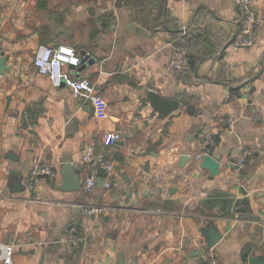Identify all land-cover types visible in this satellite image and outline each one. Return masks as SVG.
I'll return each mask as SVG.
<instances>
[{"label":"crops","instance_id":"1","mask_svg":"<svg viewBox=\"0 0 264 264\" xmlns=\"http://www.w3.org/2000/svg\"><path fill=\"white\" fill-rule=\"evenodd\" d=\"M252 4L261 22L256 41L242 46L234 0H0L9 68L0 74V264H117L120 252L126 264H264V0ZM186 35L194 51L213 52L187 73L171 71ZM57 44L89 52L93 61L65 69L95 83L107 117L37 70L38 47ZM231 87L241 95L232 98ZM149 90L176 98L178 109L162 116ZM114 130L127 141L106 145ZM212 133L222 164L215 177L197 158ZM90 146L107 153L115 172L104 176L110 186L87 193ZM245 148L252 157L241 166ZM37 160L56 177L16 192ZM66 161L80 173L77 190L62 187ZM223 198L233 200L224 213ZM88 204L104 211L87 214ZM74 226L78 244L69 239ZM210 227L223 233L212 247Z\"/></svg>","mask_w":264,"mask_h":264},{"label":"built area","instance_id":"2","mask_svg":"<svg viewBox=\"0 0 264 264\" xmlns=\"http://www.w3.org/2000/svg\"><path fill=\"white\" fill-rule=\"evenodd\" d=\"M118 1V0H115ZM237 10L243 19L242 32L235 39L237 45H252L257 38L258 27L261 22L260 16L257 14L252 0H234ZM82 56L80 51L74 46L60 44L59 46L41 45L38 47L34 64L40 73L47 74L54 86L58 87L67 84L72 88L75 96H81L88 99L94 106L95 114L99 118H105L109 114L108 101L97 90V87L89 78H79L73 76L65 69L66 65L78 66L81 63ZM169 69L178 73H187L191 68V61L187 51L183 45H176L174 54L169 62ZM233 125V123H232ZM128 136L125 132L114 130L107 132L105 136V144L113 145L117 142H126ZM207 141L215 144V134L207 135ZM206 153H211L209 149L197 155L198 159L203 158ZM252 155L250 149L245 148L241 157L237 160V164L244 166L246 159ZM82 161L89 164V172L84 181V191L90 193L96 187L99 178V166L106 169L107 173L115 172L114 161L107 155L105 151L100 150L98 155L95 153V146L86 149L82 156ZM47 174L51 178L56 177V172L48 163L37 160L32 166L26 177V188L32 191L36 188L39 177ZM105 186H110L111 182L105 178ZM104 211L103 206L88 204L85 206L87 214H101ZM78 229L74 226L71 229L69 239L77 243L81 241L77 237ZM203 264H217L214 259H205Z\"/></svg>","mask_w":264,"mask_h":264},{"label":"water","instance_id":"3","mask_svg":"<svg viewBox=\"0 0 264 264\" xmlns=\"http://www.w3.org/2000/svg\"><path fill=\"white\" fill-rule=\"evenodd\" d=\"M97 31L98 30L95 29L92 32L91 37H93L97 33ZM80 54L82 56L81 64L93 61L91 58V55L89 54L87 50H82ZM6 60L7 58L5 57V55L1 53L0 55V74H3L5 70L9 69L5 65ZM148 96H149L152 106L156 108L162 116H166L170 114L171 112L178 109L179 107V101L176 98L162 96L161 94L153 90L148 91ZM99 152H100V149L98 148L95 152L96 155H98ZM189 158H190V154L184 153L181 156V161L185 162ZM221 165L222 164H221L220 157L212 153H206L201 160V167L208 169L211 177H215L216 175L221 173ZM62 173L64 175V182L62 186L63 189L77 190L81 187V176H80L78 169L75 168V165L73 163H71L70 161H66L63 164ZM99 174L100 176L98 178L97 184L102 185L105 182L104 176L107 174L106 169L103 168L102 166H99ZM43 175L48 176L47 174H43ZM127 180H129V178H127ZM16 181L21 184L20 186L18 184V186L14 190L16 192L24 191L26 189V185L21 182V178L18 177ZM135 193H136L135 188L130 187L127 192V196L133 199L132 196ZM147 193H148V190L146 189L142 192V195L145 196ZM137 196L139 197L140 194H138ZM138 201H139V198H137V200L135 199L133 200L134 204ZM243 209L244 208H241L240 210H243ZM209 234H210V238L208 240V245L211 247L214 246L223 237V233L219 230H216L215 227L209 228ZM117 264H126V260H125L123 252L119 253ZM243 264H259V262L257 261L256 257H252L250 258L249 261L243 262Z\"/></svg>","mask_w":264,"mask_h":264},{"label":"trees","instance_id":"4","mask_svg":"<svg viewBox=\"0 0 264 264\" xmlns=\"http://www.w3.org/2000/svg\"><path fill=\"white\" fill-rule=\"evenodd\" d=\"M127 1L129 2V0H127ZM158 9H159V11H158L157 15L163 16L165 14L164 2H160L159 3ZM195 44L196 43H193L192 42V39L187 38V35L186 36H183L182 38H180L176 42V45H183L185 47L186 51H187V54H188V56L190 58V61H191V68H190L189 71L195 69L197 67V65L199 64V62H200L201 59H203V58H205L207 56H210L211 55V52H213V51H206V50L205 51H200V50L194 51L193 47L195 46ZM231 95H232L231 96L232 98H235V97L240 96L241 95L240 87L239 88L231 87ZM188 110L191 113H195V108L192 105L189 106V109ZM215 140H216L215 144H210L207 141V138H206L204 150L209 149L210 152L212 153L214 151V147H215L217 141L219 140L218 135H215ZM251 157H252V155L249 156L246 159L245 162H248ZM221 201H222V204H223V207L221 209H222V211L224 213V212H226V207H229V208L231 207V205L233 203V200H231V198H228V199L227 198H223ZM209 203L210 204H214V206L217 205V203L215 202L214 199L209 200ZM218 203H219V201H218Z\"/></svg>","mask_w":264,"mask_h":264},{"label":"rangeland","instance_id":"5","mask_svg":"<svg viewBox=\"0 0 264 264\" xmlns=\"http://www.w3.org/2000/svg\"><path fill=\"white\" fill-rule=\"evenodd\" d=\"M70 46H73V45H71V44H69ZM55 46H59L58 44L57 45H55Z\"/></svg>","mask_w":264,"mask_h":264}]
</instances>
